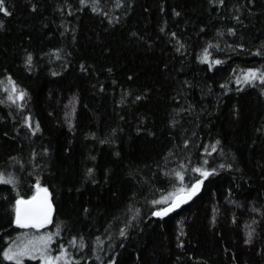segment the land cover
I'll use <instances>...</instances> for the list:
<instances>
[{
    "label": "trees",
    "instance_id": "trees-1",
    "mask_svg": "<svg viewBox=\"0 0 264 264\" xmlns=\"http://www.w3.org/2000/svg\"><path fill=\"white\" fill-rule=\"evenodd\" d=\"M33 2L36 13L27 0H8L13 15L0 13L6 21L0 31V80L11 76L28 93L18 109L7 100L6 81L0 85V171L17 178L15 190L0 184V251L23 230L10 226L9 202L17 193L24 199L33 195L30 153L47 148L48 156L37 160L47 161L40 176L52 194L53 222L36 231L55 232L60 225L53 253L59 242L80 264H107L110 257L118 264H264V218L253 211L264 212V96L258 88L235 83L244 70L264 65V57L252 54L264 42V0H257L251 17L242 16L243 26L231 17L246 0H225L217 8L208 0H120V7L116 0H99V14L81 8L79 0ZM104 13L119 23L109 25ZM230 26L236 36L227 34ZM132 32L143 40L130 37ZM172 32L184 44L179 53ZM234 42L245 48L226 47ZM209 44L219 45L208 49L210 59L223 61L211 71L198 59ZM57 49L60 59L53 55ZM26 51L34 57L31 71L24 66ZM145 89L147 99L136 101ZM174 115L178 124L172 129L168 122ZM26 116L33 127L40 125L35 135ZM141 119L140 126L153 136L137 133ZM217 139L224 159L240 171H220L176 212L163 220L151 217L150 201L173 187L161 169L189 161L198 166L202 146ZM208 159L219 162L221 156L212 153ZM87 168H93L96 183L85 180ZM193 176L189 171L185 183ZM137 210L133 223L139 227L123 240L118 230ZM249 225L255 228L251 247L243 244ZM72 236H82L87 247L71 248ZM0 264L7 262L0 258Z\"/></svg>",
    "mask_w": 264,
    "mask_h": 264
},
{
    "label": "snow or ice",
    "instance_id": "snow-or-ice-1",
    "mask_svg": "<svg viewBox=\"0 0 264 264\" xmlns=\"http://www.w3.org/2000/svg\"><path fill=\"white\" fill-rule=\"evenodd\" d=\"M257 0H246L244 8H237L236 11L232 15V20L235 21L236 24L243 26L244 21L242 16L246 15L251 17L255 11ZM210 5H213L214 8L225 6V0H208ZM28 7L31 8L33 13L38 11V4L33 2V0H27ZM79 5L81 8L91 7V11L93 13H98L99 0H79ZM116 6L120 7V0H116ZM66 7H71V5H66ZM128 7H131V3H129ZM62 11V9H58ZM77 11L81 9H76ZM0 13L3 14V17H10L13 15V8L9 6L8 0H0ZM99 14V13H98ZM68 15H72L71 12ZM174 16H180L181 13L173 10ZM105 18L109 25H113L114 23H119V20H113L110 18L107 13H104ZM6 28V21L3 18H0V31H4ZM67 31V29H65ZM160 31L163 33L164 28H161ZM201 31H204L201 28ZM227 34L229 36H236L237 29L235 26H230L227 28ZM64 35V32H61V36ZM217 35H223V33L218 32ZM130 37L138 38L143 40V37H137L136 32L130 33ZM170 39L175 40L176 47L175 51L179 53L181 49L184 48V44L177 39V34L175 32L170 33ZM243 39V37H241ZM73 40H75V36H73ZM150 46V45H149ZM210 47H216L219 49V45H211L203 49V56H199L198 59L202 64L207 65V70L211 71L212 68L216 65H221L223 63L220 59H210L211 53L208 51ZM227 48L235 51L236 49L243 50L245 45L243 43H233L227 44ZM61 50L57 49L56 59H60L59 52ZM253 55L264 57V42H262L261 47L257 49ZM34 57L31 52H27L24 57V66L26 70L31 71L33 68ZM67 67V65H65ZM82 72H87L88 69L84 64L80 65ZM109 72L112 70L109 68ZM53 76L59 75L58 72L53 71L51 73ZM129 80L132 79L131 76L128 77ZM6 81L7 86L4 87V91L8 94L7 100L11 102V104L16 105L18 109H22L24 107V101L26 100L28 93L22 87L17 85V82L13 80L11 76H6L5 80H0V85H4ZM188 82L185 81V84ZM235 83L237 85H248L251 87L258 88L260 91V95L264 96V65L260 68H248L242 72L241 75H237ZM221 88H225V84L220 85ZM240 88H237V91H240ZM148 89H145L144 93L136 95L135 100L140 101L142 99H147ZM211 91V89H209ZM20 102V103H18ZM3 103V101H0ZM180 111H186L182 109ZM179 113H177L178 115ZM235 116H238V111H234ZM24 123L28 127L30 133L35 135L37 131L40 129L39 123H36L33 127L31 122V117H24ZM143 119L138 123V127L136 129L137 133L142 131H146L145 128L141 127ZM178 124V121L174 116H172L168 122V127L175 129ZM257 131H261L257 129ZM146 134L148 136H153L154 133L151 130H147ZM195 135V133H193ZM109 141L101 140L100 143H108ZM189 140L185 139L183 141L184 148L188 147ZM221 141L219 139L215 140L214 143L210 145H203V158H201L198 166H190V161L188 164L184 162H180L178 167L175 169H161V175L169 180V182L173 185L171 191L161 192L159 198H153L150 203L153 206L151 210V217L159 218L163 220L165 217H168L169 214L176 212L181 208L182 205H185L193 200L194 197L197 196L198 193L201 192L202 186L206 181L209 180L210 177H214L219 174L220 171L224 170H235L240 171L237 165L234 162H228L224 159L225 153L222 148H220ZM210 149V151H209ZM219 152L221 156V160L219 162L210 161L208 157L212 156V153ZM49 152L47 148H44L41 153H37L34 149L30 153V161L29 163L32 165V171L28 174L30 176L34 175V183L32 184V188L34 189L33 195L27 199H24L17 193L16 198L13 202H9L12 218L9 221L10 226L14 225L19 229H41L46 225L51 224L53 222V201L51 199V192L49 188L41 183L40 172H43L47 167V161H44L43 165L40 161L37 160V156H48ZM115 155L119 157L120 153L117 151ZM169 155H172L171 151ZM95 159V157H92ZM10 160L20 164V169L24 170V164L20 163L16 157H10ZM39 169V172L36 171ZM194 173L195 176L190 177V182L185 183V177L188 172ZM130 176H133L132 171L130 170ZM134 178V176H133ZM85 180H90L92 183H96L95 177L93 175V168H87ZM0 184L3 185H11L12 189L15 190L17 186V178L12 173H5L0 171ZM71 191V189H69ZM80 189L77 188L76 191ZM115 195V193H113ZM7 199V197H5ZM82 211L87 214L89 209L84 207ZM254 212H260L262 218H264V212H261L259 209H253ZM139 216V210H137L136 215L132 216L131 219L124 223L123 227H120L118 230V235L123 240L128 239L129 237V229L134 227H139L138 224H134L133 221L137 220ZM253 224H257V221L254 219ZM249 230L247 231L245 238L243 240V244L245 246H253L254 245V237H255V228L251 225L248 226ZM61 232L60 225H57V230L55 232H48L40 236H33L29 238L27 234H24L23 237L18 236L15 240H11L10 243L7 244L6 247L0 251V258L7 264H24L25 258L40 261V264H80L78 259H74L72 252L69 251V248L66 247L63 243L58 242V248L53 253L51 245L56 242L54 238L59 237ZM181 235H183V231L181 230ZM79 241V243H78ZM96 241H100V237H96ZM68 245L73 249H78L83 251L85 247H87L86 242L82 236H72ZM125 245L123 243L119 244V247L123 248ZM179 247H183V242H178ZM93 254L95 255L96 249H92ZM261 255H264V248L261 249ZM97 259L100 257L97 256ZM107 264H118L115 257H110L107 261Z\"/></svg>",
    "mask_w": 264,
    "mask_h": 264
},
{
    "label": "rangeland",
    "instance_id": "rangeland-1",
    "mask_svg": "<svg viewBox=\"0 0 264 264\" xmlns=\"http://www.w3.org/2000/svg\"><path fill=\"white\" fill-rule=\"evenodd\" d=\"M36 230H37V229H23V230L19 231V234L17 233V234L15 235V237H14L12 240H15L18 236L23 237L24 234H27V236H28L29 238H31V237H33V236H40V235H43V234L38 233ZM38 230H39V229H38ZM25 260H32V259L25 258ZM32 261H37L38 264H40V261H39L38 259H36V260H32Z\"/></svg>",
    "mask_w": 264,
    "mask_h": 264
},
{
    "label": "water",
    "instance_id": "water-1",
    "mask_svg": "<svg viewBox=\"0 0 264 264\" xmlns=\"http://www.w3.org/2000/svg\"><path fill=\"white\" fill-rule=\"evenodd\" d=\"M182 206H183V205H182ZM182 206H181V207H182ZM178 210H179V209H178ZM46 226H47V225H46Z\"/></svg>",
    "mask_w": 264,
    "mask_h": 264
}]
</instances>
